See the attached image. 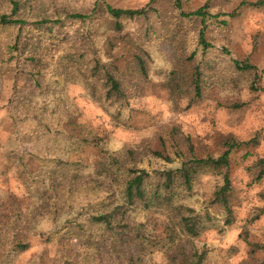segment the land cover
<instances>
[{
    "label": "rangeland",
    "instance_id": "1",
    "mask_svg": "<svg viewBox=\"0 0 264 264\" xmlns=\"http://www.w3.org/2000/svg\"><path fill=\"white\" fill-rule=\"evenodd\" d=\"M40 2L21 9L17 51L0 33V220L18 219L0 233V264L261 263L264 0ZM101 2L148 11L117 22L91 12ZM65 7L91 15L49 22L56 50L35 68L23 30ZM96 63L120 82L115 98ZM231 142L230 210L215 198L225 168L166 181ZM143 170L146 202L128 201ZM112 208L109 228L90 221Z\"/></svg>",
    "mask_w": 264,
    "mask_h": 264
},
{
    "label": "trees",
    "instance_id": "2",
    "mask_svg": "<svg viewBox=\"0 0 264 264\" xmlns=\"http://www.w3.org/2000/svg\"><path fill=\"white\" fill-rule=\"evenodd\" d=\"M11 8H12V16H10L6 12L0 13V33L6 34L8 37V41H10L12 38L13 42H7V45L9 49H12L13 51H17L19 49L20 44V34L17 33L16 28L17 27H25L26 24L25 18L22 17V7L28 6L30 3V0H22L24 4H22L21 0H8ZM41 1L40 3H46L49 2V0H36ZM155 1L151 0L150 4ZM176 5L181 8L182 3L181 0H175ZM257 3V2H256ZM97 5V3H96ZM97 7H93L92 13L100 12V9L103 8L105 12L111 16L113 19H115L117 22H120V19L124 18H135L137 16H144L147 15V9L145 7L143 8H118L114 7L112 5L106 4L101 2L98 4ZM61 11H65L66 14H60ZM203 9H199L196 12H193L192 14H198L203 15ZM69 16L71 19L75 20H86L90 17L91 13L87 14L84 11H74L71 9L61 8L55 10L54 8V16L43 18L40 20L38 24L32 26L28 30H23V32L29 37V42L27 44L28 47V59L31 61V63L34 65V67H40L42 62L45 60V57H48L49 54L56 50L54 49L56 47L57 42V34L54 31V26L50 25L49 22L54 21V23H58L63 20L64 16ZM46 23V24H45ZM44 24V25H42ZM51 51V52H50ZM138 63H140L141 66H144V60L138 58ZM137 61V60H136ZM248 64H246L247 67ZM94 74H103L105 78V82L108 85V88L105 92L106 98H115L116 95H119L122 92L121 84L120 82L115 78V76L107 69L105 71L102 70L99 63L94 64L92 67ZM144 70V68L142 67ZM33 73H36L37 75L40 74V70L34 71ZM33 74V75H36ZM40 76V75H39ZM197 83V82H196ZM199 84L197 83V87ZM236 144L234 142H231L228 146V149H226L219 157H207V158H197L192 159L189 162H184L182 167L178 168L177 170L173 171H167L166 172V181L172 182L175 176L182 177L185 182L190 183L191 182V175L192 172H194L197 168L201 166H212V167H219V168H225L224 171V184L215 192V198L217 201L223 203L226 206V209L230 210L229 202H228V195L230 193L231 189V177H230V171H229V165H230V152L231 149ZM264 172V171H263ZM147 172L144 170L141 171L138 174H134L133 176L129 177L126 182L125 187V196L128 199V201H136L141 200L143 202H146V193L143 187L144 183V177ZM166 186H168L166 184ZM102 205H105L106 201L102 199L100 201ZM119 208H112V210H100L99 212L92 213L89 216L90 221L93 224H103L106 225L107 228H109L115 219V215H118ZM9 217L8 220L2 221L0 220V233L3 229L9 227L11 223L14 225L17 224L18 219H14L12 216ZM185 220L184 224L188 227L190 231L193 230L192 224L189 222L188 217L183 218ZM190 227V228H189ZM1 235V234H0ZM264 264V260L259 263Z\"/></svg>",
    "mask_w": 264,
    "mask_h": 264
}]
</instances>
